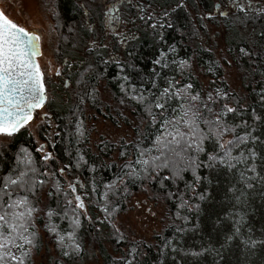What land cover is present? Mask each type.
Masks as SVG:
<instances>
[{
  "label": "trees",
  "instance_id": "1",
  "mask_svg": "<svg viewBox=\"0 0 264 264\" xmlns=\"http://www.w3.org/2000/svg\"><path fill=\"white\" fill-rule=\"evenodd\" d=\"M185 1L195 19L180 0H146L166 15L164 23L141 28L120 60L111 59L105 46L90 48L85 65L69 76L67 99L59 94L57 101L45 102L61 126L57 160L86 183L87 215L71 201L74 191L61 169L37 153L26 131L0 145V214L8 203L24 198L35 211L46 192L44 217L36 221L32 211L19 223L27 228L21 235L30 236L38 251L37 222L56 237L59 255L53 264L87 259L102 264H264V13L238 9L205 20L214 12V0ZM81 2L55 0L53 19L64 49H84L103 28V15L92 9L90 23L98 27H87ZM206 22L225 28L227 53L242 73L245 96L231 91L221 62L200 42ZM193 63L218 85L220 95L210 108L201 104L189 112V97L200 99L202 92L199 80L186 71ZM126 107L144 123L136 128L138 139L108 141L95 151L88 147L87 122L129 123L123 116ZM193 130L196 136L190 140ZM226 136L232 143L221 147ZM48 169L58 177L50 186L44 174ZM9 178L18 183L10 184ZM143 192L163 202L170 216L153 241L133 240L112 223L128 210L131 194ZM21 240L17 236L13 245ZM25 252L24 264H32L31 253Z\"/></svg>",
  "mask_w": 264,
  "mask_h": 264
},
{
  "label": "rangeland",
  "instance_id": "2",
  "mask_svg": "<svg viewBox=\"0 0 264 264\" xmlns=\"http://www.w3.org/2000/svg\"><path fill=\"white\" fill-rule=\"evenodd\" d=\"M182 5L186 6L193 18H196L194 11L189 8L185 0ZM215 8L212 14H207L204 19L211 16L224 17L222 13L230 15L233 11L238 10L237 3L243 4L246 11H254L264 13V0H214ZM112 0H82L85 16L84 21L87 27L94 30L98 27L97 23H90L89 12L99 11L103 15L102 30L97 32L95 39H91L87 46L82 50L64 49L61 45L59 35L55 26L53 16L55 10V0H0V11L8 18L13 20L19 26L24 27L29 32H33L40 36V50L42 55L38 56L41 70L44 73V83L46 87V95L48 99L56 100L57 95L64 94L67 99L66 91L71 88L70 74L77 72L85 65L86 53L92 47L105 46L109 49L111 59L120 60L123 58V51L128 43L139 35V30L146 26H153L157 23H164L161 9H155L148 4L146 0H118L120 9L118 22L109 23L107 17V9L103 7L105 3H111ZM199 39L202 45L212 51L217 59L221 62L224 70V78L229 85L231 91L245 96V90L242 85V73L235 65L232 57L227 53L226 31L223 26H217L210 22L205 23V31H199ZM187 74H192L199 80L202 85V92L199 98L189 97L188 111L193 112L201 107L206 108L215 101L216 96L220 95L218 85L208 78L204 71L195 63L188 66ZM63 89V90H61ZM103 98L109 101V94L103 88L100 89ZM47 99V100H48ZM47 102V101H46ZM134 109L126 107L123 110V116L128 118L126 123L123 119H119V125H114L109 121L102 119H91L87 122V138L86 145L92 150L105 142L120 144L121 142L131 143L138 139L136 128L143 125L134 115ZM188 112V113H189ZM26 131L28 138H33L35 150L44 157L50 154L47 160L53 163V167L61 169V175L68 184L67 188H75L74 196L71 201L74 202L84 214H88L85 187L86 183L81 176L74 174V171L68 163L63 164L57 160L55 153L59 138L61 136V126L54 120L52 114L45 104L41 108H36L32 113V119L20 128L18 132ZM16 133L12 136L0 135V145L9 144L13 141ZM231 136H226L222 140L224 147L227 146ZM85 143V140H82ZM45 146L44 151L40 152L39 148ZM57 150V149H56ZM118 153L114 154V159H118ZM60 162V163H59ZM44 174L49 178V186L58 179L57 175L50 169ZM57 183V182H56ZM48 186V187H49ZM118 185L117 187H119ZM79 196L83 201L84 207L81 208L80 201L76 199ZM124 195V193H123ZM47 203V193L42 194V200L38 205L39 209L33 213L34 218L40 220L44 217V209ZM128 210L124 213L117 214L113 220V226L118 233L128 235L133 240L153 241L154 236L162 234L170 223V216L166 205L163 202L155 203L151 201L150 195L146 192L133 193L128 199ZM20 209H17L19 212ZM26 213V211H23ZM27 215H25L26 217ZM35 221V223H36ZM22 222V221H21ZM37 234L40 237L39 251L35 246L24 244V241L15 244L23 245L17 248L14 245L9 251L17 257L21 256V252L29 250L31 253L32 264H53L59 255V248L56 237L51 236L44 228L43 223L35 224ZM25 236V235H24ZM30 237V236H28ZM31 238V237H30ZM83 264H102L101 261L87 259Z\"/></svg>",
  "mask_w": 264,
  "mask_h": 264
},
{
  "label": "snow or ice",
  "instance_id": "3",
  "mask_svg": "<svg viewBox=\"0 0 264 264\" xmlns=\"http://www.w3.org/2000/svg\"><path fill=\"white\" fill-rule=\"evenodd\" d=\"M236 6L240 11H245L243 4L237 3ZM103 7L107 9L110 24L120 20L118 0H112L110 4L105 3ZM222 14L227 15V13ZM40 39L39 35L19 26L0 11V135L9 137L14 135L32 119L33 111L36 108L43 107L48 99L44 73L36 59L42 55ZM188 87H191V85ZM165 91L167 92V90ZM156 107L163 108V104H157ZM227 111L233 112L235 109L228 108ZM196 131L193 130L189 136L190 140L195 139ZM169 135L173 134L169 133ZM177 135L181 134L177 133ZM173 140H176V135H173ZM229 143L232 142L229 141ZM191 146L190 144L189 147ZM196 147L199 149L198 143ZM254 155L255 153H253ZM48 158L45 157V159ZM143 163L147 164L148 162L143 161ZM22 177L23 174H21V181ZM9 182L12 185L18 183L17 180L11 178H9ZM5 194L10 195V193ZM76 199L80 201L79 206L83 208L84 204L81 198L77 196ZM21 207L26 209V213L17 211ZM9 209L12 211L9 212ZM32 211L34 209L28 207L27 198H24L8 203L7 208L0 214V264H6L7 261L24 264V258L29 255L28 252L22 251L21 256L17 257L6 249L13 246V241L17 236L24 241V244L29 246L33 244L30 237L21 235V229L26 232L27 228L23 223H19L25 219L26 214L30 216ZM51 214L50 212L49 215L51 216ZM6 228L9 230L7 236H5ZM61 241H63V237H61ZM14 246L17 248L23 247L20 244ZM78 249L79 246L77 245Z\"/></svg>",
  "mask_w": 264,
  "mask_h": 264
},
{
  "label": "water",
  "instance_id": "4",
  "mask_svg": "<svg viewBox=\"0 0 264 264\" xmlns=\"http://www.w3.org/2000/svg\"><path fill=\"white\" fill-rule=\"evenodd\" d=\"M16 133H17V132H16ZM44 149H45V146L43 145V146H41V147L39 148V151H40V152H42V151H44ZM46 156H47V157H49V156H50V154H49V153H47V154H46ZM46 156H45V157H46ZM72 189H73V190H75V188H74V187H72ZM77 196H78V195H77ZM77 196H76V197H77Z\"/></svg>",
  "mask_w": 264,
  "mask_h": 264
}]
</instances>
